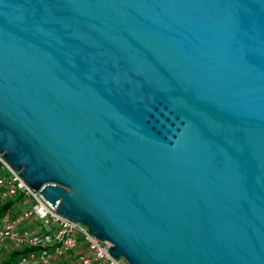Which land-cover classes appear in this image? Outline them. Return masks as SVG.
I'll return each instance as SVG.
<instances>
[{"label": "water", "instance_id": "1", "mask_svg": "<svg viewBox=\"0 0 264 264\" xmlns=\"http://www.w3.org/2000/svg\"><path fill=\"white\" fill-rule=\"evenodd\" d=\"M0 155L127 264H264V0H0Z\"/></svg>", "mask_w": 264, "mask_h": 264}, {"label": "built area", "instance_id": "2", "mask_svg": "<svg viewBox=\"0 0 264 264\" xmlns=\"http://www.w3.org/2000/svg\"><path fill=\"white\" fill-rule=\"evenodd\" d=\"M0 210V255L24 251L18 264H127L109 254L111 244L60 215L2 155Z\"/></svg>", "mask_w": 264, "mask_h": 264}, {"label": "trees", "instance_id": "3", "mask_svg": "<svg viewBox=\"0 0 264 264\" xmlns=\"http://www.w3.org/2000/svg\"><path fill=\"white\" fill-rule=\"evenodd\" d=\"M1 214V210H0ZM24 253V251H18V252H12L10 253L6 259L0 262V264H18L19 259L21 258V255Z\"/></svg>", "mask_w": 264, "mask_h": 264}, {"label": "rangeland", "instance_id": "4", "mask_svg": "<svg viewBox=\"0 0 264 264\" xmlns=\"http://www.w3.org/2000/svg\"><path fill=\"white\" fill-rule=\"evenodd\" d=\"M7 255H8L7 252L5 254L0 255V262L3 261L4 259H6Z\"/></svg>", "mask_w": 264, "mask_h": 264}]
</instances>
